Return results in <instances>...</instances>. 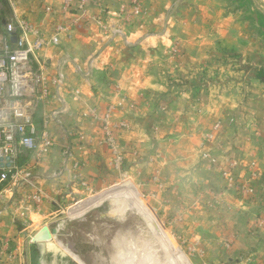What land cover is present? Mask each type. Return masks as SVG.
<instances>
[{
  "label": "crops",
  "instance_id": "1",
  "mask_svg": "<svg viewBox=\"0 0 264 264\" xmlns=\"http://www.w3.org/2000/svg\"><path fill=\"white\" fill-rule=\"evenodd\" d=\"M7 1L12 17L46 38L68 27L60 45L43 56L52 74L67 78L68 112L49 129L54 146L42 162L24 152L20 164L28 166L30 183L0 191V209L9 208L0 236L25 250L27 264L37 255L30 240L58 221L65 202L123 176L164 203L168 224L189 250L199 249L201 264H264V19L253 17L249 5L241 17L235 12L240 1L250 2L142 0L145 16L124 22L120 12L129 14L128 0H94L69 14L64 0ZM110 107L114 121L128 124L119 132L122 169L113 165L101 123L90 114L103 116ZM53 108L38 107L40 126ZM231 160L238 162L234 186L219 169ZM250 163L258 177L254 195L244 197L236 187L248 180ZM38 192L40 206L23 219ZM109 196L137 207L146 202L132 189Z\"/></svg>",
  "mask_w": 264,
  "mask_h": 264
},
{
  "label": "built area",
  "instance_id": "2",
  "mask_svg": "<svg viewBox=\"0 0 264 264\" xmlns=\"http://www.w3.org/2000/svg\"><path fill=\"white\" fill-rule=\"evenodd\" d=\"M94 0H64L62 11L69 14L74 7L86 10L89 3ZM127 10L129 14L120 13L124 22H131L134 18H143L145 10L142 0H128ZM68 27H59L54 34L46 38L41 31L27 20L20 19L16 15L11 16L8 31L11 39L16 36L17 41L12 42L11 50L5 49V56L0 57V182H6L13 186L29 184L30 175L27 167L20 164L24 152H30L36 156L37 162L46 159L54 146V138L50 132L52 124L61 125L62 116L68 112L67 99L63 93L67 89V78L63 72L52 74L44 54L61 43L62 35ZM178 47H174V53H178ZM52 106L51 111L44 115L41 126L36 122V111L40 106ZM95 121L101 123V142L110 151L113 157V165L122 169L124 158L120 152L119 132L127 128L126 122H116L112 119L114 108L110 107L103 116L96 111L90 113ZM82 141L86 138L80 135ZM212 163L217 165V160ZM238 162L231 160L227 167L219 166L222 175L235 185L233 172ZM75 168H79L76 164ZM248 180L237 186L238 192L244 197L254 195V181L258 177L255 163L248 165ZM30 203L24 208L21 217L27 219L30 209L34 211L40 206L42 195L40 192L29 197ZM35 206V207H33ZM9 210L8 206L0 209V218ZM25 225L27 222H24ZM264 225V221L260 222ZM27 227V225H26ZM31 244L34 239L30 240ZM0 264H27V257L23 248H13L9 235L0 236Z\"/></svg>",
  "mask_w": 264,
  "mask_h": 264
},
{
  "label": "rangeland",
  "instance_id": "3",
  "mask_svg": "<svg viewBox=\"0 0 264 264\" xmlns=\"http://www.w3.org/2000/svg\"><path fill=\"white\" fill-rule=\"evenodd\" d=\"M234 1L239 3L237 0ZM248 1L250 4H241L240 1V9H236L238 4H233L229 14L236 9L235 12L241 17L247 10L243 5H249L253 10L251 14L253 17L264 19V0ZM6 2L7 5L0 3V57L5 56L6 48L11 50V33L8 31V25L11 23V4L7 0ZM144 187L150 190V186ZM130 189L138 195L141 194L146 201L145 205L137 207L127 198L107 200L109 195H118ZM109 190H112L111 193L96 197ZM86 193L85 196L65 202L57 217L58 221L52 225L54 227L61 220H66L67 223L60 228V235H56L53 242L63 248H72V258L60 249L57 253L45 251V255L42 253L35 256V264H184L180 259V249L191 264H201L203 255L201 256L199 249L194 252L189 250L182 244L183 238H180L168 224L162 211L164 203L153 201L147 195L148 192L146 193L133 178L123 176L114 184L96 186ZM79 204L80 207L74 209ZM148 227L159 230L156 236L162 243V251H157ZM169 235L180 249L175 248L169 241Z\"/></svg>",
  "mask_w": 264,
  "mask_h": 264
},
{
  "label": "water",
  "instance_id": "4",
  "mask_svg": "<svg viewBox=\"0 0 264 264\" xmlns=\"http://www.w3.org/2000/svg\"><path fill=\"white\" fill-rule=\"evenodd\" d=\"M12 42H16L17 41V38L16 36H13L12 37ZM263 81H264V78H263ZM51 234L53 235H58L59 234V230L57 229H49V228H44L39 234H37L35 237H34V243L36 245V247L38 246H41V247H44L46 249L47 252H59V249L55 246L54 243H51ZM46 243V244H45Z\"/></svg>",
  "mask_w": 264,
  "mask_h": 264
},
{
  "label": "bare ground",
  "instance_id": "5",
  "mask_svg": "<svg viewBox=\"0 0 264 264\" xmlns=\"http://www.w3.org/2000/svg\"><path fill=\"white\" fill-rule=\"evenodd\" d=\"M102 205V204H101ZM141 209V208H140ZM136 211H138V210H136ZM102 213V212H101ZM78 216V215H77ZM79 217H81V216H79ZM85 219V218H84ZM65 223H67L66 222V220H61L56 226H54V227H50L49 229L51 230L52 228L54 229H57V230H59L60 231V228H63V225L65 224ZM72 229V228H71ZM148 230H149V232H150V234H151V237L154 239V242L156 243V248H157V251L159 250V251H162V248H163V246H162V243H161V241L160 240H158V237L156 236V232L158 233L159 232V230H157L155 227H148ZM69 231H71V230H69ZM65 232V231H64ZM71 233V232H70ZM60 235V234H59ZM63 235H65L64 233H63ZM51 243H54L53 241H54V239H55V235H53V234H51ZM152 239V240H153ZM46 244V243H45ZM55 246L58 248V249H60V250H62L63 252H65L69 257H71L72 258V256H73V251H72V248H63L61 245H58V244H56L55 243ZM71 247V246H70ZM153 249V248H152ZM46 249H44V251H42L43 252V254L45 255L46 254ZM148 258V257H147Z\"/></svg>",
  "mask_w": 264,
  "mask_h": 264
},
{
  "label": "trees",
  "instance_id": "6",
  "mask_svg": "<svg viewBox=\"0 0 264 264\" xmlns=\"http://www.w3.org/2000/svg\"><path fill=\"white\" fill-rule=\"evenodd\" d=\"M0 3H1V4H5V5L8 4V3L6 2V0H0ZM6 185H7L6 182H0V191H1L2 189H4ZM44 249H45L44 247L38 246V247H36V253H37L38 255H41V254L43 253L42 251H44Z\"/></svg>",
  "mask_w": 264,
  "mask_h": 264
}]
</instances>
